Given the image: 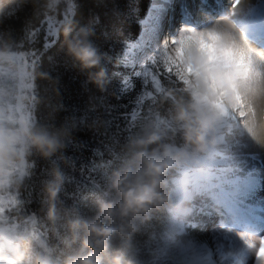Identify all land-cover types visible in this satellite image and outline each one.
I'll return each instance as SVG.
<instances>
[{
    "label": "trees",
    "instance_id": "16d2710c",
    "mask_svg": "<svg viewBox=\"0 0 264 264\" xmlns=\"http://www.w3.org/2000/svg\"><path fill=\"white\" fill-rule=\"evenodd\" d=\"M150 3L0 0V99L12 101L17 57H23L32 67L27 77L31 87L26 89L31 121L27 128L56 143L48 155L27 143L19 145L22 156L1 171L0 225L13 231L16 251L26 258L39 253L65 264L79 251L84 234L71 225L77 219H93L101 203L116 200L110 187L113 172L138 164L132 140L155 130L165 133L162 143L183 144L182 136L172 132L171 115L178 102L190 99L186 77L171 63L155 71L161 85L157 91L124 58L129 42L140 34ZM65 28L71 30L67 39L80 38L96 49V67L83 69L66 55ZM101 69L102 87L94 81ZM19 164L22 173L15 167ZM175 176V169L166 176L170 204L135 219L115 218L130 235L112 237L104 264H112L116 256L121 264H156L175 233ZM54 184L59 191L52 200L48 188Z\"/></svg>",
    "mask_w": 264,
    "mask_h": 264
},
{
    "label": "clouds",
    "instance_id": "9594fccd",
    "mask_svg": "<svg viewBox=\"0 0 264 264\" xmlns=\"http://www.w3.org/2000/svg\"><path fill=\"white\" fill-rule=\"evenodd\" d=\"M71 30L64 29L66 55L80 62L83 69L98 65L97 51L82 39H67ZM190 34H181L177 47L173 48L176 61L186 77V91L190 97L186 103H177L171 115L173 134L182 136L183 144H165V133L147 131L131 141L136 148L135 168L125 167L114 171L110 187L116 200L101 203L93 219L73 221V230H82L83 239L77 253L65 259V264H104V253L110 247L114 235L127 239L130 233L121 221L135 219L147 214L151 208L171 203V194L165 191L166 176L180 163L191 159L216 143L217 124L225 111L246 107V114L258 117L264 126V51H254L235 29L230 18L217 21L211 28ZM3 53H0V57ZM225 63L227 66L225 67ZM104 71L94 77L98 86H103ZM32 147L50 154L56 143L46 135L32 132L29 128L15 129L0 122V171L13 165L22 156L19 145ZM156 145V147H151ZM58 185L48 188L54 200ZM51 214V213H50ZM132 231L134 225L127 224ZM0 264H55L39 253L29 257L20 251L13 254L0 249ZM112 264H121L116 256Z\"/></svg>",
    "mask_w": 264,
    "mask_h": 264
},
{
    "label": "rangeland",
    "instance_id": "374dc122",
    "mask_svg": "<svg viewBox=\"0 0 264 264\" xmlns=\"http://www.w3.org/2000/svg\"><path fill=\"white\" fill-rule=\"evenodd\" d=\"M167 1H151V5L155 2L154 10L150 12L149 9L145 23L141 22V34L136 41L129 42L124 52L128 64L134 65L145 83L151 84L157 91H160L161 85L155 71L161 72V69H167L172 63L184 75L173 53V48L177 47L173 42L181 37L177 29L180 30L182 26L197 32L207 29L205 24L204 27L190 28V23L197 20L198 14H202L205 21L211 22L219 18L215 15L230 16L238 27V34L244 38L253 30L254 21L262 20L264 23V0H233L234 5L231 0H221L220 5L216 4V0H211L213 9L205 11L201 10L203 4L200 0H187L189 14H184L187 21L178 8L174 16V7H167ZM221 11L226 15H221ZM184 34L189 35L190 31ZM258 45L264 50V41ZM17 58L19 70L14 82L16 91L12 93V101L0 99V122L7 127L21 129L27 127L30 121L26 89L31 87L27 77L32 67L23 57ZM146 95L150 96V93ZM243 109L225 111L217 124L216 143L210 145L202 157L196 159L195 155L174 168L177 173L173 179L176 194L171 213L175 233L156 264H255L257 253H252L249 248L240 251L239 245L246 243L249 236L264 241V225L249 224L252 214L264 216V182L254 186L253 176L243 167L242 160L253 158L254 154L242 150L241 134L245 128L244 113L241 112ZM203 159L209 163L204 164ZM15 167L20 173L23 172L22 164ZM199 173L219 174L223 190L217 191L208 184H201L197 180ZM1 177L4 175L0 171ZM256 207L257 211L254 209ZM249 210H252V214ZM245 212L250 214L245 215ZM243 214L247 217H243ZM197 229H202L199 231L205 238L204 243L192 237ZM0 249L9 254L17 250L13 231L3 229L2 225ZM259 264H264V260Z\"/></svg>",
    "mask_w": 264,
    "mask_h": 264
},
{
    "label": "bare ground",
    "instance_id": "6f19581e",
    "mask_svg": "<svg viewBox=\"0 0 264 264\" xmlns=\"http://www.w3.org/2000/svg\"><path fill=\"white\" fill-rule=\"evenodd\" d=\"M186 1L187 0H171V1L169 0V1H167L165 3V5H167V7H169V8L171 6L174 7V10H175L174 11V16H175V14L177 15V8L179 9V11H180V8H181V10L184 11L183 14H185V13L189 14V13H187L189 11V9H188L187 5L185 6V4H187ZM200 1L203 4L202 7H201V10L205 11V10H208V9H210V10L213 9V6L210 5L211 0H200ZM155 2L151 5L150 12L152 10H154V8H155V6H154ZM216 2H217L216 4H218V5L221 4V0H216ZM231 2H233V0H231ZM177 4H179L178 7H177ZM234 4H235V2H233V5ZM157 5H159V4H157ZM150 12H148V13H150ZM221 15H226V13L224 11H221ZM217 16H219V18H217V20H215L214 22H211V21H205L204 18H203V15L202 14H200V15L198 14L197 15V20L195 22H191L190 21L191 22L190 23V26H191L190 28L201 27L204 24H205L204 25L205 28H207V29L211 28L213 25H215L217 23V21H220V20L225 18V17H221L220 15H215V17H217ZM146 17H148V16H146ZM146 17H145V19H146ZM227 18L232 19L230 16H227ZM145 19L142 22L143 24L145 23ZM184 20L187 21L186 18ZM233 23L235 25V29H236V32H237L238 31V27L235 24V22H233ZM253 23H255L254 25H258V24H262V21L257 20V21H254ZM178 31H180V35H181L182 33L184 34L187 31H189V28H187L186 26H182L180 28V30L177 29V32ZM253 33H254V31H253ZM240 36H242V35H240ZM243 39L247 42V45L252 50H254V51H264L263 49H261L259 47L258 44H256L249 37H247V38L243 37ZM241 112L244 113V122H245L244 132L241 134L242 135V144H243L242 150L244 149L245 151H248V152L252 151L254 153L252 155L253 158H248L246 160L244 159L245 161L242 160V162L244 163L243 167L248 171L249 175L251 174L253 176V180H252L253 181V185L256 186L257 184H260V183L264 182V126H262V123H261V121H260V119L258 117H256L253 114H246L247 113L246 107ZM254 209H256V211H257V207L254 208ZM252 210H253V207H252ZM252 210H249V211H251V214H252ZM258 211H259V209H258ZM247 213L248 212H245L244 214L247 215ZM253 213H254V210H253ZM248 214H250V213H248ZM245 215L243 217H247ZM250 218L251 219L249 221V224L254 225V226L255 225L256 226H259V225L263 226L264 225V216L263 215H260V214L259 215H255V214L253 215L252 214V217H250ZM199 230L202 231V229H199ZM199 230L197 229V231L193 232L192 233V237H194L195 240H197V241L199 240L202 243H204L205 242V238L202 236V232L200 233ZM246 241H247L246 243H244L242 245H239L240 246L239 247L240 251L244 250V248H249V250L252 251V253H254V251H255V253H257L255 264H259L264 259H262L260 257V254L257 251L259 249L258 248L259 246H260V249H261V247H264V241H262V239L258 240L255 236H249ZM204 247L206 248L207 246H204ZM213 264H215V263L213 262Z\"/></svg>",
    "mask_w": 264,
    "mask_h": 264
},
{
    "label": "snow or ice",
    "instance_id": "6c2138e0",
    "mask_svg": "<svg viewBox=\"0 0 264 264\" xmlns=\"http://www.w3.org/2000/svg\"><path fill=\"white\" fill-rule=\"evenodd\" d=\"M259 254H260V257L264 259V247H261V249L259 250Z\"/></svg>",
    "mask_w": 264,
    "mask_h": 264
}]
</instances>
